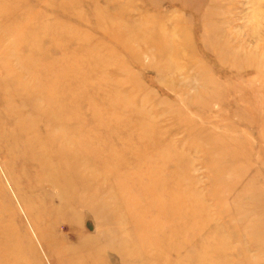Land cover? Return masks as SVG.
Instances as JSON below:
<instances>
[{"label":"rangeland","instance_id":"374dc122","mask_svg":"<svg viewBox=\"0 0 264 264\" xmlns=\"http://www.w3.org/2000/svg\"><path fill=\"white\" fill-rule=\"evenodd\" d=\"M0 264H264V0H0Z\"/></svg>","mask_w":264,"mask_h":264},{"label":"bare ground","instance_id":"6f19581e","mask_svg":"<svg viewBox=\"0 0 264 264\" xmlns=\"http://www.w3.org/2000/svg\"><path fill=\"white\" fill-rule=\"evenodd\" d=\"M65 181H66V180H65ZM56 183H57V182H56ZM56 183H55V184H56ZM66 183H67V182H66ZM61 185H62V184H61ZM63 185H64V184H63ZM67 185H68V184H67ZM53 186H54V185H53ZM57 186H59V183H58V185H57ZM57 186H56V187H57ZM54 187H55V186H54ZM62 187H63V186H61V187H60V188H61V190L63 189ZM60 188L58 187V189H60ZM55 189H57V188H55ZM17 260H18V259H17ZM18 261H19V260H18ZM23 262H24V261H23Z\"/></svg>","mask_w":264,"mask_h":264}]
</instances>
